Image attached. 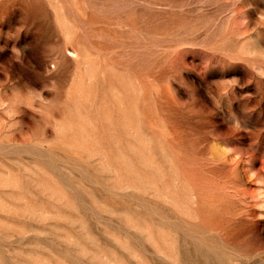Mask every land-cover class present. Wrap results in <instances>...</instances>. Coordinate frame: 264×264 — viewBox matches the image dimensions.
I'll use <instances>...</instances> for the list:
<instances>
[{
    "label": "rangeland",
    "instance_id": "1",
    "mask_svg": "<svg viewBox=\"0 0 264 264\" xmlns=\"http://www.w3.org/2000/svg\"><path fill=\"white\" fill-rule=\"evenodd\" d=\"M0 264H264V0H0Z\"/></svg>",
    "mask_w": 264,
    "mask_h": 264
}]
</instances>
